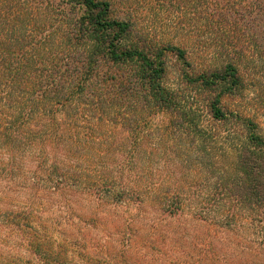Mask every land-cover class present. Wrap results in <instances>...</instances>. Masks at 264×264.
I'll list each match as a JSON object with an SVG mask.
<instances>
[{
  "label": "trees",
  "instance_id": "16d2710c",
  "mask_svg": "<svg viewBox=\"0 0 264 264\" xmlns=\"http://www.w3.org/2000/svg\"><path fill=\"white\" fill-rule=\"evenodd\" d=\"M156 22L177 38H225L231 49L235 38L263 35L264 0H0V264L171 263L153 243L167 232L143 238L119 216L103 230L94 214L83 225L70 208L76 196L172 217L187 211L193 175L232 204L264 207V138L237 116L246 137L233 171L216 167L218 136L164 83L167 53L196 52L152 39ZM222 61L199 64L187 83L198 93L240 86L241 58ZM221 94L209 104L218 121ZM159 116L165 124L154 131ZM58 206L65 216L52 215Z\"/></svg>",
  "mask_w": 264,
  "mask_h": 264
},
{
  "label": "rangeland",
  "instance_id": "374dc122",
  "mask_svg": "<svg viewBox=\"0 0 264 264\" xmlns=\"http://www.w3.org/2000/svg\"><path fill=\"white\" fill-rule=\"evenodd\" d=\"M113 9L115 10L114 15L117 16V6L114 5ZM171 25L160 22L151 25L158 37L152 39L173 44L186 43L188 51L194 49L196 54L192 56L188 54L185 58H180L177 53H167L164 58L166 70L164 83L182 98H180L182 107L186 110L191 107L195 108L194 118L202 122L207 130L218 136L219 140L212 153L215 156L214 162L218 165L216 167L231 174L236 161L237 147L244 142L246 137L237 116L252 120L256 133L264 138V33L258 38H235L237 43L230 49V46L226 45L225 38H177L175 36L178 34H173L174 30ZM254 26L258 33L259 27ZM262 27L264 30V25ZM193 42L196 46L187 45ZM219 42L224 44L221 47H215ZM209 43L214 46L209 50L211 55L206 57L200 53L202 47ZM226 55H236L242 60L239 63L238 74L241 80L240 86L229 81L220 84L216 90H203L198 93L196 85L187 83L186 75L194 78L196 71L199 72V64L204 63L210 68H215L222 64ZM220 90L224 92L220 96L219 105L226 115V119L223 121L213 119L209 112V104ZM193 91L195 93L197 91V95ZM192 96H195L194 100L191 99ZM164 120L166 118L161 116L154 119L152 130L157 131L158 127L165 124ZM147 130L150 129L146 127L145 131L147 132ZM173 178H178V175L173 174ZM190 181L189 191L183 195L188 204L187 211L172 217L154 216L147 213L144 216L142 210H135L136 208L116 210L110 206H100L96 201L86 196L74 197L70 208L77 218L80 217L81 221L85 222L83 225L90 223L89 219L94 214L96 216L94 227L97 230H103L102 224L104 223L109 227H112V224L116 225L119 216L121 222L130 223L131 219L134 220L131 226L132 231H138L137 233L140 236L143 235V238H150L151 234L152 238H157L159 234L167 232L168 240L166 242L158 237L154 239L153 243L159 250L162 249L169 254L170 264H185L182 262V250L186 251L184 255L187 264H264V207L252 208L232 204V201L227 200L225 196L216 195L207 189V182L202 176H198L197 179L192 175ZM171 184L170 182V186H172ZM213 202L216 204L214 207L212 206ZM219 202L226 205L227 208L230 207L229 211H223L222 205H218ZM54 209L57 208L54 206ZM200 212H202L200 214L202 217L212 219H202L198 215ZM52 215L55 217L64 215V211L60 208ZM88 228L92 229V227ZM114 228L110 230H114ZM148 242L138 241L136 248L146 250ZM164 244L167 247H164ZM157 253L159 254V252Z\"/></svg>",
  "mask_w": 264,
  "mask_h": 264
}]
</instances>
